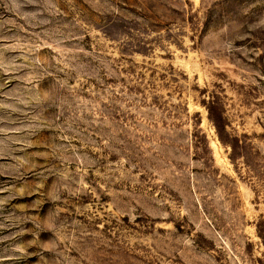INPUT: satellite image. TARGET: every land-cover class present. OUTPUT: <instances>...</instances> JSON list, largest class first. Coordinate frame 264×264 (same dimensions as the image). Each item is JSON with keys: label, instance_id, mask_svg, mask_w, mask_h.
Wrapping results in <instances>:
<instances>
[{"label": "rangeland", "instance_id": "374dc122", "mask_svg": "<svg viewBox=\"0 0 264 264\" xmlns=\"http://www.w3.org/2000/svg\"><path fill=\"white\" fill-rule=\"evenodd\" d=\"M0 264H264V0H0Z\"/></svg>", "mask_w": 264, "mask_h": 264}]
</instances>
